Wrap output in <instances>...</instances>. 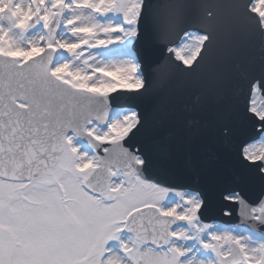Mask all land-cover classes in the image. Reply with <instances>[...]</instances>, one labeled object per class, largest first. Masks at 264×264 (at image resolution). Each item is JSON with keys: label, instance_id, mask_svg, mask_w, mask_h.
Segmentation results:
<instances>
[{"label": "snow or ice", "instance_id": "snow-or-ice-1", "mask_svg": "<svg viewBox=\"0 0 264 264\" xmlns=\"http://www.w3.org/2000/svg\"><path fill=\"white\" fill-rule=\"evenodd\" d=\"M241 33L261 54L235 66L220 134L248 184L214 201L161 164L195 168L199 127L147 147L138 105L112 101L201 74ZM0 264H264V0H0Z\"/></svg>", "mask_w": 264, "mask_h": 264}, {"label": "water", "instance_id": "water-1", "mask_svg": "<svg viewBox=\"0 0 264 264\" xmlns=\"http://www.w3.org/2000/svg\"><path fill=\"white\" fill-rule=\"evenodd\" d=\"M260 54L259 43L252 46L243 33L231 41L221 39L212 64L201 74L187 76L183 73H174L164 90L155 89L135 102L119 96L112 101V106L138 105L147 119L141 138V142L147 147H152L158 138L156 127H163V131H171L181 125L199 127L201 129L199 135L186 138V143L196 149L195 168L192 167L188 153L174 152L161 160V164L174 174V182L199 184L208 191L214 201L218 200L226 189L240 190L246 186L236 184L245 174L235 160L236 142L223 137L220 128L229 122L227 119L230 115L231 96L238 94L236 89H233L231 94L228 91L235 66L251 57L259 61ZM156 62L162 64L163 56L151 57L146 66V74L153 73ZM112 95L116 96L115 93ZM184 161L187 163L182 164ZM232 212L231 218L224 217L217 207L211 215L227 223H239L240 218L236 209L233 208Z\"/></svg>", "mask_w": 264, "mask_h": 264}, {"label": "bare ground", "instance_id": "bare-ground-1", "mask_svg": "<svg viewBox=\"0 0 264 264\" xmlns=\"http://www.w3.org/2000/svg\"><path fill=\"white\" fill-rule=\"evenodd\" d=\"M228 121H229V119H227ZM158 130L159 131H163V127H156L155 128V132L157 131L158 132ZM170 140H172L173 142L175 141V137H170ZM172 160H173V157H172ZM185 163H187V161H184L182 164H185Z\"/></svg>", "mask_w": 264, "mask_h": 264}]
</instances>
